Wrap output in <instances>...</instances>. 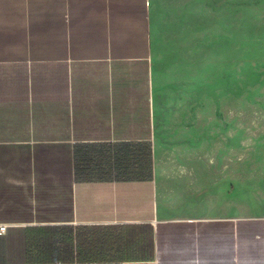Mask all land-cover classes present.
I'll return each instance as SVG.
<instances>
[{"label":"crops","instance_id":"obj_1","mask_svg":"<svg viewBox=\"0 0 264 264\" xmlns=\"http://www.w3.org/2000/svg\"><path fill=\"white\" fill-rule=\"evenodd\" d=\"M151 0H0V264H264V217H161ZM114 151L121 166L114 165Z\"/></svg>","mask_w":264,"mask_h":264},{"label":"rangeland","instance_id":"obj_2","mask_svg":"<svg viewBox=\"0 0 264 264\" xmlns=\"http://www.w3.org/2000/svg\"><path fill=\"white\" fill-rule=\"evenodd\" d=\"M161 217H264V0H151Z\"/></svg>","mask_w":264,"mask_h":264},{"label":"trees","instance_id":"obj_3","mask_svg":"<svg viewBox=\"0 0 264 264\" xmlns=\"http://www.w3.org/2000/svg\"><path fill=\"white\" fill-rule=\"evenodd\" d=\"M118 148L122 150L124 155V174L122 176H115V178H100V179H116L123 181H147L152 180V154H151V143L146 144H124L121 146H112L110 148ZM114 165L118 160L119 167L121 166L120 159L116 157L114 151Z\"/></svg>","mask_w":264,"mask_h":264},{"label":"built area","instance_id":"obj_4","mask_svg":"<svg viewBox=\"0 0 264 264\" xmlns=\"http://www.w3.org/2000/svg\"><path fill=\"white\" fill-rule=\"evenodd\" d=\"M7 226L6 225H0V234H4L6 231Z\"/></svg>","mask_w":264,"mask_h":264}]
</instances>
